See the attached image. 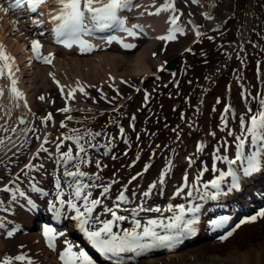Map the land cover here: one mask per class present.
<instances>
[{"label":"bare ground","instance_id":"bare-ground-1","mask_svg":"<svg viewBox=\"0 0 264 264\" xmlns=\"http://www.w3.org/2000/svg\"><path fill=\"white\" fill-rule=\"evenodd\" d=\"M1 1L2 0H0V43L5 46L7 53L15 58L16 66L19 69V71L16 72V77L18 78L17 86L24 93L25 99L27 101V105H25L24 100L13 99L10 91L8 90L10 81L6 78L0 79V85L5 86V94L3 95V97H1L0 101V140L4 141L3 144H0L1 147L22 148L25 145H31L33 143V137H31L29 134H24L25 130L15 127L16 124L14 122V117L17 114H22L26 117V121L28 122V126L26 127V129L27 131L30 130V133H33L35 131L36 125L33 124L32 115H35V113H42V116H45V114L47 115L48 113H53L55 111V108L58 106L60 108L70 107L73 111V106L76 105L75 102H77V100L82 97L83 94L81 92H78L75 94L74 99H67V93L70 88L75 87L77 82L87 83L88 88L86 91H88L94 85H106V83H108V79L121 81L127 78H131L132 76H143L145 78H150V75L155 73V68L157 69L164 65V62L160 61V59L153 58L151 55L152 51L157 48V43L153 40H151L146 46L142 47L140 51H138V53L132 58L128 55L132 54L133 52L123 49L118 44L103 45L99 44V42L95 40H92L94 42L93 45H95L96 47L99 45L100 48L107 49L108 51L90 55L88 53H91L92 50L81 52L80 47H77L78 49L76 51L74 46H72L71 48L65 47L56 51L54 49L55 47L51 45L48 46L47 49H45L43 41H45V43H52L51 40H49L47 34H43L46 30L40 28V32L34 33V36H30L28 32L34 31V23H31V25L24 23V21L22 20L23 17L19 16L15 9L10 8L9 4H2ZM3 8H7V12L3 11ZM38 20L42 19H40L39 17L33 18V21ZM143 22H145L149 26L148 29H151V31L153 30L152 34L154 32L156 33V31H159V20L155 21L146 18L145 20H143ZM165 32L166 31H164L162 35H164ZM33 40H38L42 45L40 49L42 56H49L50 53L52 54V56L49 57L53 58L54 60L52 65H45L42 59L35 58V55L32 51ZM64 49L72 50L76 52L78 56L75 53L71 51H65ZM236 49H238V46H234L229 50L234 51ZM120 50L127 52L122 55L119 53ZM58 53L63 57L59 58ZM228 54L231 56L230 53ZM228 65L229 59H227V67H229ZM121 69H123L124 71H120ZM47 74L49 75L47 76ZM211 78L203 79L201 83H208L212 80ZM188 79L189 77L186 76L185 82L187 83V85L189 83ZM57 81H59V84H57ZM211 83L212 82H209V84ZM193 84H195V82ZM259 84H261V88H263V90L261 91V95H264V69ZM61 86L64 87L63 94L60 91ZM116 87L118 89L122 88L119 84H117ZM204 88H207V86H205ZM194 90H196L195 86ZM206 90H208V88ZM214 90H217L216 94L221 92L218 91L217 86L214 87ZM192 91V88H188L187 93L182 96V94H178L179 90H177L171 95L170 100H167L170 105L176 104L174 107L176 109L175 116L171 119L169 126V129L171 130L173 135H171V137L166 142H159L157 140L150 145L151 149L149 151L154 154V157H151V154H149L148 156L142 155L141 152L145 150L146 143H143L142 145L141 142L137 143V141H135V139L133 138V150L131 151L133 155L130 157H126L129 159L130 164H132L129 169H124L122 167L114 169L110 177L108 178L109 181H107L106 179L103 181V178L89 180L88 177H84L82 178L83 182L89 184V188L94 189L96 188V186L92 187L91 185H97L98 183L103 182L106 184L111 182L112 185V181L115 180L118 182L114 183L112 187L114 189L122 190L125 186L130 187L134 183H128L132 176H134L136 173L143 172L145 165L150 164L151 167L148 169V171L144 172L142 176H139L141 180L137 181V185H135V188L137 189L136 195L130 196L128 199L131 200L134 197L142 198L145 197L143 193L147 191V187H149L148 184L157 182V172L161 169L166 170L169 166H165V163L167 161L166 157L162 164L160 163V161L163 159V154L160 149H173L171 154H174L175 157L183 156L184 152L187 150L184 149V147L187 145V141L193 136H198L194 148L193 146H190L188 148L190 149V151L188 152L186 161L183 162V164H185L186 166L188 164L189 158L193 160L198 156L196 145L199 139L202 140L205 151L209 152L207 142L211 141L210 137L212 136L213 132L208 129L211 123V118L207 110L209 106L206 102L208 100V97H211V95L209 93L207 97H202L203 101H194L192 103V106L190 107V102L193 98L191 96ZM59 93L61 94L62 100H59L57 98ZM40 96L44 97L41 102H39ZM108 99L111 100L112 98L107 96V99L105 100L99 99L98 104H103V102L106 103L108 102ZM47 100L48 102H46ZM52 100L53 104L51 105ZM125 100L121 101L118 106L115 107L117 108L115 110L121 109L122 104ZM93 109H98L99 111L103 112L102 117L99 120V124L105 123L109 120H113L116 117V113L111 112L114 110H107L104 107L100 108L97 105L93 107ZM69 113L70 112L65 114ZM154 117L155 115L150 120L151 122ZM68 122L69 119L66 120V123L64 125L69 126ZM42 125L45 129V119H43ZM5 129H7V131H5ZM13 129L15 131H13ZM237 129L240 131L238 127ZM246 148L249 147L246 146ZM224 152L227 153V151ZM10 157L11 156L3 157V160L9 159ZM137 157L140 158L137 159ZM58 158L59 156L56 155L51 158V165L54 168L57 165V161H60V159ZM96 158L97 161L100 162L101 167H96V161L91 162V166L96 167L92 172H106L107 169L105 168L104 163L101 162L100 158ZM208 160H212V155ZM208 160H203L201 162L207 165L204 162H207ZM208 162L210 163V165L212 164V161ZM202 163L199 164L195 170L201 167ZM61 164L62 163L60 162V165ZM170 164L171 166H173L171 167L170 171H173L174 174L176 173L177 168L183 166L181 160L177 158H172ZM67 167L71 169L68 165ZM239 167L240 163L237 162L236 168ZM86 168L88 170L91 169L90 166H86ZM190 169H192L189 170L192 171V174H190L189 171L187 172L191 175L190 182H193L196 177L194 174V166L192 165V168ZM61 175L63 176V172L61 173ZM214 176H216V174L213 171V168L210 166L205 176L202 179H199V183L195 182V188H199V192L194 191L193 196L191 198H187L186 193L188 188H184V191L179 194L178 199L182 200L181 202L186 203L183 205L185 209L184 214L186 212L189 213V210L196 207L197 205H199L200 208L203 209L204 213H206L212 207L209 204V198L204 200L196 199V202L194 204H187V202L192 201V198L200 196L205 191L209 193L215 192L216 190L211 187L210 183ZM7 178V174L0 173V181H5L7 180ZM20 179L21 178L17 179V176L11 175L10 180L5 183L8 184V187L13 188V184L19 183ZM67 179L70 180L71 178ZM228 182L229 181H225L223 182V184H227ZM204 184H208L207 189L203 188ZM158 185L159 187H163L164 183H157V186ZM101 191L102 190L100 189L97 190V196L101 195ZM154 195L156 196L157 194L154 193ZM115 197L117 198L118 195H116ZM27 201L28 199L24 196H16V199L13 200L11 195V198H9L8 200L10 205L5 209L0 210V219H3V221L5 222V226L3 228H0V236H8V229L13 230L14 226L16 225L13 218L23 217L22 211L19 208L23 205L28 206ZM142 213L144 212L141 210H138L136 212V214L140 215H142ZM178 215H180V211L178 212ZM258 225L261 226V228H255L256 231L252 234V237L245 243H241L242 246H236L235 244L231 248H228V244L235 240L239 235H244L245 233L242 232L246 230L241 232L239 231L240 233L238 232L233 238L226 241L225 243L212 241L202 242L196 246L190 247L185 251H172L163 256H150L144 259L142 258L138 261L137 264H264V218L261 220V223H258ZM33 232L36 233H30L26 236H20L21 238H25V240H27V243L29 245L28 251L31 252V258L34 261V264H58L55 258L56 253L42 246L41 236L38 234L41 231L37 230ZM223 236L225 235H222L221 237ZM221 237L219 239L223 240L221 239ZM71 241L72 240H69L68 242L71 243ZM22 253L25 252L22 251Z\"/></svg>","mask_w":264,"mask_h":264},{"label":"snow or ice","instance_id":"snow-or-ice-1","mask_svg":"<svg viewBox=\"0 0 264 264\" xmlns=\"http://www.w3.org/2000/svg\"><path fill=\"white\" fill-rule=\"evenodd\" d=\"M47 3V0H9V7L12 9L20 10L25 7L32 12L36 13L41 5ZM56 8L54 9V14L50 13V19L54 23L55 27L53 29L55 34V39L57 43H62L65 47L71 48L74 44L80 47L81 52L91 51L96 46L89 43L85 36L91 35L97 31H113V32H124L128 36L135 37L137 32L135 29H142L141 25H134L132 28L126 26V20L120 15V13L124 10L131 11L134 6V0H54ZM3 11L7 12V8H3ZM162 11H171L175 13L176 3L175 0H165V3L162 4L159 8H157L153 15H158ZM179 17L176 15H172L169 19V23L171 25L168 33L166 35H162L157 37V39L163 41H172L177 38V33L183 34L184 29L178 23ZM198 36L201 35L199 31L196 33ZM116 41L122 45V47L126 49H132L136 47L134 44L125 43L124 40L118 36L112 35L107 38L108 43H112ZM42 45L38 40L32 41V51L35 55L36 59H42L44 63H51V59L49 57L52 56L50 53L49 56H42L41 49ZM190 51V49H189ZM163 67H161V71H163ZM19 71L18 67L15 63V58L9 55L6 51L5 46L0 43V79H7L10 81L8 85V90L11 93V96L15 100H24L25 105H27V101L25 99L24 93L18 88V78L16 77V72ZM59 84V81H57ZM80 91L84 96H88V93L85 91L83 85H80L77 82L76 88H70L67 93V99H74L76 91ZM61 93H64V87L60 88ZM5 94V86L0 85V97H3ZM41 100L44 99L43 96L40 97ZM252 99L257 101V108L255 111L251 107L248 108V119L245 120V117L242 115L240 117V127L242 132L240 135L235 136V158L230 159L226 155H220V148L215 150L216 155L214 156L215 161H224L229 167L227 171L220 172V175L217 179L212 180L211 187L215 189V192L209 193L207 191L203 192L200 196L194 197V199H212L215 200L219 196H227L232 193H240L243 191L242 188V179L250 178L254 176V174L260 173L264 170V163H262V159H264V95L258 97H252ZM230 107V106H229ZM60 111L68 113L71 112L72 109L70 107H64L60 109ZM228 111V108L225 109V112ZM68 119H71L69 116ZM48 120H52V115L49 113L45 118V122ZM222 120L225 122V126L227 124L226 118L222 117ZM21 123H24L21 120ZM62 126H66L63 125ZM7 131V129H5ZM13 131H15L13 129ZM175 131V129H174ZM74 135H66L64 136V140L72 141L77 148V152L74 155L72 147L69 146L68 150L65 152H60V148L62 146L63 141L56 145L57 154L59 155L60 162L64 166L63 176L65 178H71L70 180H66L67 187L69 189H74L70 193L69 199L65 200V191L61 186L59 179L55 181V201L58 202L59 207L56 202L49 201V210L53 212V214L59 218L63 212L62 209L65 205L68 206L73 212L74 216L71 218L78 221V228L90 242V244L103 256L112 260V264H125L124 259L122 258V254L125 253H140L146 249H150L157 245H162L165 247H174L177 243L180 242V239L185 236L192 234L195 231V225L199 223V216L197 215L201 208L197 205L194 208H191L189 211L192 213L190 219H184V206L180 207V215L172 218L171 222L165 224L163 220L151 219L147 222V226L141 225L138 219L134 220V226L130 229H124L120 232L114 231V228L118 226L120 221L126 219L125 216L119 215L116 210L112 207L105 206L103 208V212L111 215L112 219L101 220L99 214L94 218L93 213L97 209L98 206L102 204L101 199L95 198L91 199V192H86L85 189L90 187L89 184L84 183V177H88L89 180L92 179H102L99 175V172L92 174L81 170V165L89 164L91 162L90 158L87 155V149L84 143L81 141L85 140V136L79 134L78 131H75ZM123 132V129H121ZM232 135V132L228 133ZM99 135V133H91L87 132L86 136L90 139L85 141L88 143L89 147L95 148L97 147L94 144H91V139H94L95 136ZM215 135V133H212ZM59 140V138H57ZM48 143L47 139L44 141ZM4 141L0 140V144H3ZM227 142L225 141V145ZM246 146H248L250 150L246 154ZM204 145L201 144L198 146V151H203ZM40 151L48 152L47 148H44L41 145ZM83 153V156L80 154ZM107 154V153H105ZM39 156V152H37L36 156L33 159H36ZM139 157H137L138 159ZM116 159V157H113ZM194 161L189 158V163H193ZM237 162L240 163L239 168H232V165H236ZM72 163V167L75 170H70L67 165ZM37 165L27 164L25 168L28 170H32L36 168ZM96 167L100 168V162L96 161ZM151 167L150 164L145 165L143 172L138 173L135 176H132L128 183H132V181L137 180L139 176H142L144 172H147ZM169 171L171 169V164L169 163ZM102 170V169H101ZM23 171V170H22ZM208 171L207 167H204L202 172ZM213 171H219L215 167V163H213ZM202 172L198 174L196 178V183H199L200 176ZM167 175V172L162 171L161 176L157 182H154L149 185V189H155L157 187V183L163 184L164 177ZM225 177H231V182L227 186V190L222 189L221 184L225 180ZM19 177H17L18 179ZM118 181H112V183H117ZM95 187L96 185H91ZM30 187L36 192H42V189L37 185L30 184ZM111 184L103 185L102 195L108 193L110 190ZM188 180L187 175L184 177V185L182 188L178 189L175 195H179L184 191V188H188ZM204 189L208 188V184L203 185ZM145 191L143 195L148 197L151 194V191ZM0 191L10 192L12 193V199H16L17 193L20 196H24V192H19V189H13L8 186H5ZM127 191V187L120 192L117 197V200L120 202H127L128 197L125 195ZM195 191L199 192V188H195ZM47 195V193H44ZM189 197L193 196V192L189 191L187 193ZM82 200V205L78 206L77 201ZM3 204V201H0V205ZM27 204L30 205L33 209L37 208V205L32 200H28ZM120 204L117 203L115 205V209H119ZM83 209V210H82ZM141 211H156L160 212L162 209H140ZM168 211H172V207L169 206ZM258 217L264 218V210H260L257 215L250 217L248 220L244 222H255ZM227 217H222L219 220L211 221V224L214 227H219L224 221H226ZM96 224L102 225L101 227H93ZM5 226V222L3 219H0V228ZM157 227L168 229L172 232V234L161 235L155 229ZM14 234L12 230L7 232V235L10 237ZM43 235L46 237L47 244L50 248H55V241L57 236L65 235L64 232H57L56 228L45 226L43 229ZM232 235L229 232L226 236L221 237V239H227L228 236ZM68 245L66 250L60 255V259L64 262V264H95V261L90 255L83 250L73 251V245L68 241H65ZM23 247V246H21ZM14 261H19L21 264H34V261L31 257L28 256L27 253H21L14 257H3L0 258V264H14Z\"/></svg>","mask_w":264,"mask_h":264},{"label":"rangeland","instance_id":"rangeland-1","mask_svg":"<svg viewBox=\"0 0 264 264\" xmlns=\"http://www.w3.org/2000/svg\"><path fill=\"white\" fill-rule=\"evenodd\" d=\"M211 1V0H207ZM214 1V19L212 24L222 26L226 30L225 33L222 34L221 30H216L212 32V35L215 37V40H222V42H226L228 40H232L234 38V35L238 30L245 24V14L247 10H249L251 7H253V11L250 13V19H254L255 22H252L249 25V38L247 39L246 47L247 52L246 56H240L237 59V65L236 67L244 70L245 65L248 66V69H246V78H245V88L250 89L251 93L256 95L257 86H258V75L256 77V74H258V62L260 56L264 53V0H213ZM198 8V6H197ZM256 17V18H255ZM257 19V20H255ZM204 21V20H203ZM257 22V23H256ZM210 27H214L211 25ZM216 28V27H215ZM192 36H181L178 37L173 42H170L168 45L163 46L159 45L157 43L158 51L155 53L156 59H160L161 61H168L169 59L176 56L182 49H184L191 41ZM145 39L139 42L140 46L137 50H133V53L128 55L131 58L134 57L138 51L142 47L146 45L144 44ZM46 44L45 46H47ZM143 45V46H142ZM214 44H208L207 38H203L200 43L195 45L196 51H199L201 49H211V53L207 54L206 56H201L200 58H197L195 55H192L191 59L194 61V69H192V75L198 76L200 75L201 71L204 70L203 68L214 64L215 62V54L217 53L215 50H213ZM252 48V49H251ZM137 51V52H134ZM106 52V51H105ZM120 54L124 55L125 52H119ZM59 58H62L63 56L58 53ZM160 56V58H159ZM243 57V58H242ZM120 71H124L121 69ZM176 75H172L171 73H167L166 71L160 72L158 75H152L149 80L145 83V87L147 89V92L143 90V93L136 94L133 98H131L127 104L124 105L122 108V111L119 114H115L117 116L114 120H109L105 123L99 124V120L101 119V116H98V112H86L84 108L88 107H94L98 105V100L100 97H102L103 93L106 92V88L110 90L109 97H113V100L108 99V102H103V104H99V107L113 110V107L118 102L125 99V95H129L131 91V87L138 85L140 82L139 80L141 78H130L129 81H125L124 90L120 91L116 88V83H110L107 84L106 88L99 87L95 85V87L92 89L90 94L88 96H83L81 100H79L76 105H80L78 108H75V114L72 112L71 114H68V116L72 119V124L76 127H83L87 129L89 132H97L100 131L101 133L94 138L93 140L99 139L98 141H105L109 147H112L114 151V155L116 156H125L128 152L126 150L127 145L125 141L123 140V136L121 135V129H123V132L126 131L131 138H135L137 140H145L146 139V130L142 133V131H139V134H143V137L138 136L137 132H134L131 128V123H129V115L134 114L137 118H141L144 122V125L146 123V118L150 113H155V110L159 109V105L162 106V109H165L163 107V102L161 100L152 102L148 105L146 109H144V104L146 103V94L149 92V97H155L159 98L164 93L166 88L170 85V87H173L177 77ZM136 77V76H132ZM130 83V84H127ZM223 86L226 87V80L224 79L222 82L221 88ZM241 90V89H240ZM216 93L212 94L214 96ZM236 99H239V93L235 94ZM161 102V103H160ZM238 105V103H237ZM170 104L168 103L166 105V116H170V112L168 111ZM141 111V112H140ZM128 113L126 117H124V113ZM55 117V116H54ZM164 117V116H163ZM57 118L60 121H64V115L58 114ZM159 119L161 117L159 116ZM159 125V124H158ZM158 125L153 126V130L158 127ZM137 127H141L140 124L137 123ZM65 129H60V127L54 126V124L49 123L48 125V139H52L54 136L58 137L61 135V131ZM137 134V135H136ZM69 144H73L72 141L62 143L61 148L65 151L68 150L67 146ZM33 147L29 148L31 150ZM48 149V152H52V146L48 145L45 147ZM259 227L258 224H253V228ZM256 231V229L246 230V234L239 235L235 240H233L231 243L228 244V248H231L236 244V246H242L243 243H245L248 239L252 237V234ZM216 241V240H213ZM234 242V243H233ZM233 243V244H232ZM242 243V244H241Z\"/></svg>","mask_w":264,"mask_h":264}]
</instances>
